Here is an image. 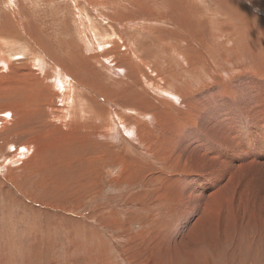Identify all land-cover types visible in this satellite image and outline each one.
I'll list each match as a JSON object with an SVG mask.
<instances>
[{
    "label": "rangeland",
    "instance_id": "obj_1",
    "mask_svg": "<svg viewBox=\"0 0 264 264\" xmlns=\"http://www.w3.org/2000/svg\"><path fill=\"white\" fill-rule=\"evenodd\" d=\"M1 59L0 264H264V134L243 127L264 117V0H0ZM211 112L242 163L217 158L208 207L177 197L178 132L158 158L140 144L170 114L215 147Z\"/></svg>",
    "mask_w": 264,
    "mask_h": 264
},
{
    "label": "bare ground",
    "instance_id": "obj_2",
    "mask_svg": "<svg viewBox=\"0 0 264 264\" xmlns=\"http://www.w3.org/2000/svg\"><path fill=\"white\" fill-rule=\"evenodd\" d=\"M158 15V14H157ZM156 15V16H157ZM178 30V29H177ZM181 30V29H180ZM193 35V34H192ZM179 38V37H178ZM115 49V48H114ZM115 52V51H114ZM116 53V52H115ZM112 54V53H111ZM119 54V53H118ZM134 54V53H133ZM116 55V54H115ZM120 55V54H119ZM132 55V54H131ZM118 56V55H117ZM106 57V56H105ZM132 57V56H131ZM135 57V56H134ZM118 58V57H117ZM119 59V58H118ZM121 59H123V57L121 58ZM135 59V58H134ZM133 59V60H134ZM110 60V59H109ZM108 61V60H107ZM131 61V60H130ZM2 62V59H1V61H0V63ZM124 62V61H123ZM137 62H140V60H138ZM101 63V62H100ZM133 63V62H132ZM188 63V62H187ZM123 64V63H122ZM135 64V63H134ZM141 64V63H140ZM109 65V64H108ZM114 65V64H113ZM112 65V66H113ZM131 65V64H130ZM129 65V66H130ZM138 65V64H137ZM132 66V65H131ZM139 66V65H138ZM182 66V65H181ZM107 67V66H106ZM124 67V66H123ZM135 67H136V65H135ZM181 68V67H180ZM133 69V68H132ZM138 69H140V68H138ZM179 69V68H178ZM182 69V68H181ZM108 70V69H107ZM54 71V70H53ZM110 71H112V70H110ZM139 71V70H138ZM137 71V72H138ZM57 72V71H56ZM121 72V71H120ZM112 73H113V71H112ZM136 73V72H135ZM119 74V73H118ZM117 74V75H118ZM121 75V74H120ZM139 76H140V72H139ZM193 77V76H192ZM59 79L58 80H60V78L61 77H58ZM112 78V77H111ZM110 78V79H111ZM159 78V77H158ZM121 79V78H120ZM66 80V79H65ZM69 80V79H68ZM137 80H138V77H137ZM61 81H63V78H62V80ZM70 81V80H69ZM192 81V80H191ZM74 82V81H73ZM139 82V81H138ZM55 83H57L56 82V80H55ZM67 84V83H66ZM122 84V83H121ZM139 84V83H138ZM68 85V84H67ZM77 85V84H76ZM120 85V84H119ZM58 86V85H57ZM111 86V85H110ZM114 86V85H113ZM156 86V85H155ZM176 86V85H175ZM112 87V86H111ZM120 87V86H119ZM118 87V88H119ZM142 87V86H141ZM180 87V86H179ZM177 88V87H176ZM60 89H62V88H60ZM65 90H67V88L65 89ZM71 90V89H70ZM74 90V89H73ZM64 91V90H63ZM78 91V90H77ZM182 91H184V90H182ZM199 91V90H198ZM61 92V91H60ZM69 92V91H68ZM75 92V91H74ZM62 93V92H61ZM176 93H177V95H180V93L177 91H175V92H173V91H171L170 93H168V98H169V100L170 101H172V99H173V103H171V105H172V108L173 107H175L174 106V104H176L178 107H177V109L180 107V108H184L186 111H184V112H187L188 113V111L189 110H191V109H193L194 108V105H198V102H196L193 98L195 97H192V99H189V101H190V103L188 104V102H187V104L185 103V102H183V101H179V100H177V101H179V102H175V99L176 98H178V97H176L177 95H176ZM67 94V93H66ZM187 94V93H186ZM198 94V93H197ZM189 95H191V94H189ZM70 96H71V94H70ZM183 96V95H182ZM193 96V95H192ZM67 97V96H66ZM181 98V97H180ZM179 98V99H180ZM199 98V97H198ZM202 98H203V96H202ZM66 100V99H65ZM64 100V101H65ZM72 100V99H71ZM185 101V100H184ZM259 101V100H258ZM68 102H70L69 100H68ZM202 102V101H201ZM67 103V102H66ZM152 103H153V101H152ZM154 104V103H153ZM157 104V103H156ZM260 104V103H259ZM258 104V105H259ZM127 105V104H126ZM150 105V104H149ZM152 106V105H151ZM249 106V105H248ZM260 106V105H259ZM247 107V106H246ZM251 107V106H250ZM137 108V107H136ZM155 108V107H154ZM176 108V107H175ZM260 109L261 108H258L257 109V111L255 112V110H253L252 109V112L254 113V115H256V116H254V119H252L253 120V122L254 123H256L259 127H261V128H256L255 126H248V125H246L248 122H245V123H243L244 125H243V127H244V129H247V128H249V129H252L251 130V132H249V133H247L248 135H252L253 137H255V138H260L261 136H259L258 135V133H260V132H262V135L264 134L263 132H264V117H262V116H260L259 117V121L257 120V116L258 115H261V113H260ZM14 110V109H13ZM132 111H134L135 109L133 108V109H131ZM130 110V111H131ZM150 110H151V108H150ZM160 110V109H159ZM166 110V109H165ZM165 110H163V112L165 111ZM261 110H263V109H261ZM161 111V110H160ZM159 111V112H160ZM179 111V110H178ZM247 111V110H246ZM146 112V111H145ZM167 112V111H166ZM66 113V112H65ZM143 113H144V111L143 110H140V111H137V110H135V112H134V114H136L135 116L138 118L139 117V119H140V116L141 115H143ZM152 113V112H151ZM151 113H149L150 115H151ZM161 113V112H160ZM187 113H185V114H187ZM192 113V112H191ZM212 113V112H211ZM76 114V113H75ZM153 114H154V112H153ZM201 114V113H200ZM215 114V113H214ZM248 114V113H247ZM144 115H146V113H144ZM170 115V114H169ZM168 114H166L165 116H161L162 117V119L159 121L158 120V118H157V120H158V123L159 124H154L153 122H157V120H153L154 119V117H153V119L150 121L153 125L152 126H154V127H158V126H162L163 125V122H165L164 124H165V128L167 129L166 131V134H162L161 133V135L159 136L158 134H154V132H155V130L153 129V133L150 131V132H148L147 134H145L143 131H141L140 129V131H141V134L142 133H144L145 135H146V139H148V141L147 142H145V143H141L140 145H142L143 147H145L146 148V150H147V154L148 155H156L157 156V158L160 156V153H161V151L162 150H167V149H169V154H170V148H171V153L172 152H174L175 151V146L177 145L175 142H176V140L174 139V135H175V133L176 132H178V134H176V135H178V138H179V136H181V138H183V144L181 145L182 147H183V149L185 150L186 149V152H184V153H189V157L190 156H192V155H194V157L196 158V161L194 162V164L192 165L191 163V168H189L190 169V171L191 170H193L194 171V173H195V175H194V177L193 178H186L185 180H182V182L180 183L181 185L182 184H185V183H187V185L186 186H184V190H183V193H180L179 191L178 192H176L177 193V197H179V199H181V201H186V202H192V201H197L198 202V200L200 199H202V198H205V197H207L208 196V199L206 200V201H208L209 203H206V205H209L208 207H210L211 206V203H213L214 201H216V200H218V196L219 195H221L220 193H218L219 191H216V189H222V186H224L225 187V185H224V183H223V177H220V174H219V171H218V165H221V163H222V166L224 165L223 164V162L222 161H220V160H218L217 158H221V155H227L228 156V158L229 159H231L232 160V162H233V164H236L237 165V168L239 167L238 166V162H240V163H242L238 158L239 157H236V155H233V154H230V155H228V151L230 150V148H229V144L230 143H232L234 140V138H235V135L234 136H232V130H230V121L229 120H227V124H224L225 122H222V120H223V118L222 117H218V119H217V121H218V123L219 124H221V126H222V128H218L217 127V122H216V119H215V115H213V113H212V115H211V117L212 118H208V119H206V122H207V124H209L208 126V130L211 132L212 131V134H210V136L208 137V139H211V142L214 144V146L215 147H213V145H212V147L211 148H205V146H206V144H205V140H204V138H202L201 137V139H199L198 137H196V134L194 135L195 137L193 138V140H192V137L191 136H189L188 138H187V131H185V132H183L182 131V126H180L179 124H180V122L176 125V123H175V121H177V120H179L178 118H172V120L170 119H168V118H166V116H169ZM188 115H190V116H192L191 114H188ZM207 115V114H206ZM242 115H243V113H242ZM160 116V115H159ZM142 117H144V116H142ZM151 117V116H150ZM169 117H171V116H169ZM127 118V117H126ZM126 118H125V120H126ZM246 119L245 120H249V119H251V118H248V117H245ZM151 119V118H150ZM182 119V118H181ZM191 119V118H190ZM211 119H213V121H211ZM65 121V120H64ZM141 120H139V122H140ZM122 122H124V121H122ZM145 122H147V123H150V122H148V121H145ZM237 122L238 123H241V122H239V119L237 120ZM243 122V121H242ZM150 123V124H151ZM184 123V122H183ZM210 123L212 124V127H211V125H210ZM120 124H122L121 122H120ZM125 124H127V123H125ZM135 124V123H134ZM173 124V125H172ZM111 125V124H110ZM124 125V124H123ZM170 125H172V126H170ZM233 125L235 126V123H233ZM149 126V125H148ZM205 126H206V124H205ZM110 127V126H109ZM140 127V126H139ZM144 127H147L146 125L144 126ZM191 127V126H190ZM123 128V127H122ZM134 128V127H133ZM213 128V129H212ZM127 129H129V126L128 125H125L124 126V131L125 132H128L127 131ZM145 129V128H144ZM156 129V128H155ZM158 129V128H157ZM156 129V130H157ZM109 130V129H108ZM130 130V129H129ZM137 130V129H136ZM152 130V129H151ZM139 131V132H140ZM173 131H175L174 133H173ZM214 131V132H213ZM133 132V131H132ZM112 133V132H111ZM130 133H131V130H130ZM156 133H157V131H156ZM183 133H185L186 135H184ZM217 133H219V134H217ZM233 133H234V131H233ZM133 133H131V135H132ZM137 134H139V135H141L140 133H137ZM136 134V135H137ZM191 134V133H190ZM134 135V134H133ZM193 136V135H192ZM136 137V136H135ZM145 136L143 135V138H144ZM191 137V138H190ZM205 137V136H204ZM207 137V136H206ZM137 138V137H136ZM139 138V137H138ZM177 138V139H178ZM251 138V137H250ZM135 139V138H134ZM144 140V139H143ZM143 140H141V141H143ZM206 140H207V138H206ZM250 140V139H249ZM207 142V141H206ZM210 142V143H211ZM255 142V141H254ZM234 143V142H233ZM249 143V142H248ZM217 144H221L218 148H216V145ZM253 144V143H252ZM211 145V144H210ZM235 145H236V143H235ZM178 146H180V144L178 145ZM231 146V145H230ZM177 147V146H176ZM207 147V146H206ZM249 147V146H248ZM248 147L247 146H244V149H243V153H244V157H245V160H248V158H249V149H248ZM252 147V146H251ZM233 148V147H232ZM260 148V147H259ZM178 149V148H177ZM182 149V148H181ZM238 149V148H237ZM261 149V148H260ZM253 150V149H252ZM252 150H250V151H252ZM232 151V150H231ZM167 152H166V154H167ZM255 152H256V150H255ZM164 153V152H163ZM183 153V154H184ZM233 153V152H232ZM239 153H241V152H239ZM165 154V153H164ZM164 154H163V156H164ZM165 154V155H166ZM182 154V153H181ZM192 154V155H191ZM217 154V155H216ZM173 155V154H172ZM171 155V156H172ZM176 155V154H175ZM185 155V154H184ZM155 156V157H156ZM167 156H168V154H167ZM182 156V155H181ZM248 156V157H247ZM170 157V156H169ZM168 157V158H169ZM177 157V156H176ZM184 157V156H183ZM182 157V158H183ZM186 157L188 158V156L186 155L185 156V159H186ZM194 157L192 156V158L194 159ZM163 159H164V157H162ZM168 158H166V160L168 159ZM191 158V157H190ZM253 158V157H252ZM172 159H174V157L172 158L171 157V159L169 160V162L170 161H173ZM254 159H259L258 157L257 158H254ZM162 160V159H161ZM187 160V159H186ZM191 160V159H190ZM189 160V161H190ZM155 161H157V160H155ZM188 161V160H187ZM162 162V161H161ZM163 162H165V161H163ZM162 162V163H163ZM167 163L168 165L170 164V163ZM185 162V161H184ZM183 162V163H184ZM254 162H255V160H254ZM258 162V161H257ZM245 163V162H244ZM251 163V162H250ZM172 164H174V162H172ZM185 164V163H184ZM186 165V164H185ZM203 165H206V170H202L203 168ZM170 166H171V164H170ZM183 166V165H182ZM181 166V167H182ZM188 166V165H187ZM221 166V167H222ZM230 166V165H229ZM244 167H245V165H243ZM181 167H179V168H181ZM217 167V168H216ZM226 167V166H225ZM241 167H242V165H241ZM177 168V167H176ZM183 168H185V166L183 167ZM182 168V169H183ZM204 168V169H205ZM235 168V167H234ZM198 169H199V172H198ZM226 169V168H225ZM236 169V168H235ZM239 169H241V168H239ZM247 169V168H246ZM232 170H234V169H232ZM238 172V171H237ZM163 173V172H162ZM161 173V174H162ZM242 173H244V170H243V172ZM165 174V173H164ZM163 174V175H164ZM222 174V173H221ZM168 175V174H167ZM166 175V176H167ZM229 175H232V173L231 174H229ZM228 175V176H229ZM233 176V175H232ZM165 177V176H164ZM191 177V176H190ZM166 178H170V177H166ZM177 179V178H176ZM175 179V180H176ZM190 181V182H189ZM176 182V181H175ZM177 182H178V180H177ZM176 182V183H177ZM232 182V181H231ZM179 184V185H180ZM204 184H207V188L204 186ZM223 187V188H224ZM240 187V186H239ZM176 189H178V188H176ZM163 190V189H162ZM168 190V189H167ZM180 190V189H179ZM206 190L208 191L207 193H205L206 192ZM162 192V191H161ZM176 193H175V195H176ZM179 193V194H178ZM222 193V192H221ZM249 193V192H248ZM186 194V195H185ZM184 195H185V197H184ZM232 197V196H231ZM236 197V196H235ZM166 198V197H165ZM164 198V199H165ZM161 199V198H160ZM178 198H176V200H179ZM180 201V200H179ZM225 201V200H224ZM183 203V202H182ZM185 204V203H184ZM183 204V205H184ZM199 206V205H198ZM185 207H188V205L186 206H184L183 208H185ZM212 207V206H211ZM176 208V207H175ZM180 209V208H179ZM186 209V208H185ZM185 209H183V210H185ZM200 209L201 208H199V210H197V211H195V212H199L200 211ZM182 210V211H183ZM190 211V210H189ZM188 211V212H189ZM192 211V210H191ZM184 212V214L186 215V212L187 211H183ZM202 212V211H201ZM188 215V214H187ZM211 248V247H210ZM209 254V253H208ZM207 255V254H206ZM178 257V256H177Z\"/></svg>",
    "mask_w": 264,
    "mask_h": 264
},
{
    "label": "crops",
    "instance_id": "obj_3",
    "mask_svg": "<svg viewBox=\"0 0 264 264\" xmlns=\"http://www.w3.org/2000/svg\"><path fill=\"white\" fill-rule=\"evenodd\" d=\"M19 28H22V27H19ZM2 32H3V31H2ZM6 61H9V63H10V60L6 59Z\"/></svg>",
    "mask_w": 264,
    "mask_h": 264
}]
</instances>
